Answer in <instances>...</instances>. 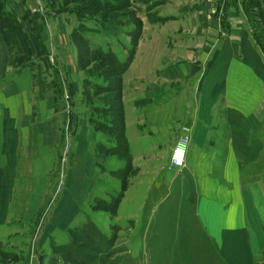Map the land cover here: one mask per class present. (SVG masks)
I'll return each instance as SVG.
<instances>
[{"label": "rangeland", "instance_id": "374dc122", "mask_svg": "<svg viewBox=\"0 0 264 264\" xmlns=\"http://www.w3.org/2000/svg\"><path fill=\"white\" fill-rule=\"evenodd\" d=\"M43 1L45 7L39 0H16L13 11L0 0V24L14 69L29 77L27 121L49 122L52 131L42 173L33 175L22 162L8 186L0 212V264H228L198 227L195 197L187 183L180 184L179 167L166 170L163 156L142 172L140 208L136 190L118 206L140 169L130 161L124 105L132 95L139 96L137 104L147 103L151 95L143 97V88L173 86L171 77L165 83L158 76L172 74L177 33L187 43L222 35L221 23L213 30L171 31L177 21H220V1ZM252 32L264 41V22L255 21ZM162 43L167 53L159 61L155 50ZM86 126L95 136L89 134L91 157L84 166L76 140ZM134 209L137 214L126 215ZM87 224L103 236L99 250L82 240ZM256 258V264H264V250Z\"/></svg>", "mask_w": 264, "mask_h": 264}, {"label": "crops", "instance_id": "0c3cea01", "mask_svg": "<svg viewBox=\"0 0 264 264\" xmlns=\"http://www.w3.org/2000/svg\"><path fill=\"white\" fill-rule=\"evenodd\" d=\"M6 3L10 10L17 9L16 0ZM39 5L45 7L44 1L39 0ZM220 5V21L193 20L187 25L177 21L171 26V31L213 30L220 23L223 28L220 37L193 38L191 43L177 33L171 50L173 59L177 57L172 74L158 76L165 83L171 77L173 86L143 88V97L151 95L145 104H137V95L126 101L123 116L128 153L131 164L140 169L118 206L136 190L140 193L136 207L140 208L146 181L142 172L148 171L153 159L163 156L165 163L178 136L185 135L177 178L180 184L187 183L191 198L195 197L198 227L228 264H256L257 255L264 250V41L252 32V26L255 21L264 22V0H220ZM48 26L52 31L51 22ZM55 46L51 45L53 51ZM163 46H156L159 61L167 53ZM13 63L0 25V212L22 162L33 175L42 173V158L52 132L46 128L49 122L28 123L29 77L22 69L16 71ZM134 79L127 77L129 82ZM180 126L188 129L183 131ZM86 127L76 140L84 166L88 155L91 157L86 152L89 134L94 135ZM93 169L96 174L98 170ZM74 174L76 171L70 177ZM73 190L79 191L75 186ZM135 209L126 215L137 214Z\"/></svg>", "mask_w": 264, "mask_h": 264}, {"label": "built area", "instance_id": "2783aa9c", "mask_svg": "<svg viewBox=\"0 0 264 264\" xmlns=\"http://www.w3.org/2000/svg\"><path fill=\"white\" fill-rule=\"evenodd\" d=\"M220 1V0H219ZM181 130L186 131L188 128L185 126H180ZM184 141H185V135L178 136L176 142L173 144L171 151L165 161V169L171 170L177 167H181L183 164V158L185 153V147H184ZM177 149H183V154L177 152Z\"/></svg>", "mask_w": 264, "mask_h": 264}, {"label": "trees", "instance_id": "16d2710c", "mask_svg": "<svg viewBox=\"0 0 264 264\" xmlns=\"http://www.w3.org/2000/svg\"><path fill=\"white\" fill-rule=\"evenodd\" d=\"M124 69H125V65L122 66L121 70H124ZM121 138H122L121 139L122 149L123 150H127L126 149L125 139H124L123 136H121ZM84 230L87 232V235L86 236H82V240L85 241L86 243H88L89 246H92L91 249L99 250L98 249L99 248L98 244L100 245V243L103 240L102 234L98 230L94 229V227H92L91 224H87L86 226H84Z\"/></svg>", "mask_w": 264, "mask_h": 264}, {"label": "clouds", "instance_id": "9594fccd", "mask_svg": "<svg viewBox=\"0 0 264 264\" xmlns=\"http://www.w3.org/2000/svg\"><path fill=\"white\" fill-rule=\"evenodd\" d=\"M183 149H177V152L180 153L181 155L183 154Z\"/></svg>", "mask_w": 264, "mask_h": 264}]
</instances>
